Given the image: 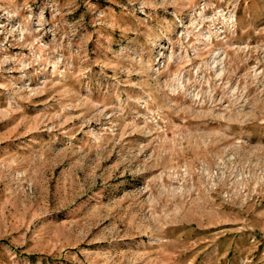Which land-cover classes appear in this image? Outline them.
<instances>
[{
    "label": "rangeland",
    "instance_id": "374dc122",
    "mask_svg": "<svg viewBox=\"0 0 264 264\" xmlns=\"http://www.w3.org/2000/svg\"><path fill=\"white\" fill-rule=\"evenodd\" d=\"M0 264H264V0H0Z\"/></svg>",
    "mask_w": 264,
    "mask_h": 264
}]
</instances>
